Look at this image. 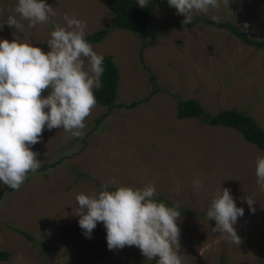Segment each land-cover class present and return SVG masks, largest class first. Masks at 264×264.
<instances>
[{
  "label": "rangeland",
  "instance_id": "374dc122",
  "mask_svg": "<svg viewBox=\"0 0 264 264\" xmlns=\"http://www.w3.org/2000/svg\"><path fill=\"white\" fill-rule=\"evenodd\" d=\"M46 2L56 11V23L64 24L68 13L87 22L86 36L109 30L91 45L114 56L120 71L118 98L113 107L96 102L80 137L45 127L31 146L41 167L29 172L19 190L0 184V250L10 252L0 264H156V258L147 259L134 245L109 250L102 222L90 237L80 228L75 196L97 191L102 182L153 183L155 198L178 201L190 211L178 221L183 264H264V191L255 175L256 157L264 151L234 128L177 113L178 98L195 99L211 114L246 112L264 128V47L204 22L215 15L264 40V0H230L229 5L221 0L216 9L194 12L191 27L176 25L183 14L157 3L147 29L138 34L114 27L106 0ZM16 4L0 0V23L15 16L23 33L5 22L0 38L24 34L47 51L42 41L50 38L53 25L30 27L16 13ZM47 94V89L41 93ZM196 178L200 190H194ZM220 185L244 208L235 225L239 245L213 232L215 220L206 215ZM252 193L254 212L246 203Z\"/></svg>",
  "mask_w": 264,
  "mask_h": 264
},
{
  "label": "clouds",
  "instance_id": "9594fccd",
  "mask_svg": "<svg viewBox=\"0 0 264 264\" xmlns=\"http://www.w3.org/2000/svg\"><path fill=\"white\" fill-rule=\"evenodd\" d=\"M223 2L229 5L230 0ZM148 3L137 0L140 7ZM167 3L177 14H183L182 23L187 25L194 12L207 13L218 8L221 0ZM15 11L29 21L30 27L53 25L50 38L40 40L47 43V51L24 34L13 33L11 40L0 38V184L19 190L29 172L36 173L41 167L38 153L31 146L41 140L45 127L63 128L69 137L83 134L85 119L96 104L94 89L100 85L104 57L86 39V21L65 13V23H56L52 19L56 11L46 0H17ZM211 19L218 17L213 15ZM5 22L22 32L15 16H8ZM45 89L48 94L42 96ZM255 175L259 189L264 191V155L256 157ZM193 185L194 190L203 187L198 178ZM75 199L78 224L87 237L102 222L109 250L134 245L147 259L156 258V264H183L179 252L180 204L158 201L153 183L137 187L102 182L97 191L79 192ZM255 201V193L246 197L252 212ZM243 214L244 208L237 206L231 190L221 185L206 212L209 220H215L213 232L219 231L238 245L235 225Z\"/></svg>",
  "mask_w": 264,
  "mask_h": 264
},
{
  "label": "trees",
  "instance_id": "16d2710c",
  "mask_svg": "<svg viewBox=\"0 0 264 264\" xmlns=\"http://www.w3.org/2000/svg\"><path fill=\"white\" fill-rule=\"evenodd\" d=\"M106 2L109 9L114 13V27L127 29L138 34L145 32L147 29L157 3H167V0H150L147 7H140L137 4V0H106ZM194 20L196 21V19ZM195 21L192 20L187 25L183 24L182 21H177L175 24L191 27ZM204 22L218 28L228 29L244 43L254 45L257 48L264 47V40H258L257 38H252L244 34L229 20L220 21L206 18ZM108 33L109 30L107 28H101L88 34L86 39L92 44L100 43ZM103 57L104 72L100 78V85L94 89V92L97 103L113 107L116 105L118 98L120 71L112 55H103ZM152 79H154V76H152ZM154 91H159L157 84H155ZM178 116L180 118L197 117L212 126L223 125L235 128L243 135L244 140L254 143L259 149L264 151V128L246 112L236 109H226L216 114H211L204 109L199 100L178 99ZM7 188L10 187L7 186ZM156 199L158 201H164L168 205L172 204V201L162 198ZM180 211L181 214L190 212L189 210H182L181 208ZM9 257L10 252L0 250V262L7 261Z\"/></svg>",
  "mask_w": 264,
  "mask_h": 264
},
{
  "label": "crops",
  "instance_id": "0c3cea01",
  "mask_svg": "<svg viewBox=\"0 0 264 264\" xmlns=\"http://www.w3.org/2000/svg\"><path fill=\"white\" fill-rule=\"evenodd\" d=\"M106 38V37H105ZM104 38V39H105ZM103 39V40H104ZM109 55H112V54H109ZM113 56V55H112ZM114 57V56H113ZM116 62V61H115ZM118 65V64H117ZM119 67V66H118ZM178 99H183V98H178ZM178 103V102H177ZM177 108H178V105H177ZM178 113V112H177ZM218 113V112H217ZM216 114V113H215ZM193 118H197V117H193ZM193 118H188V119H193ZM198 120H201L200 118H197ZM202 121V120H201ZM257 121V120H256ZM215 126H223V125H215ZM225 127H229V126H225ZM232 128V127H231ZM235 129V128H234ZM238 131V130H237Z\"/></svg>",
  "mask_w": 264,
  "mask_h": 264
}]
</instances>
